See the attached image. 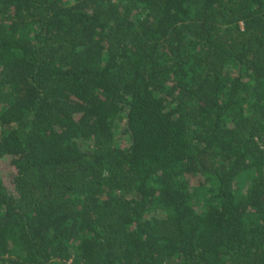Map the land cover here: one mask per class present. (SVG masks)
<instances>
[{
  "label": "trees",
  "instance_id": "1",
  "mask_svg": "<svg viewBox=\"0 0 264 264\" xmlns=\"http://www.w3.org/2000/svg\"><path fill=\"white\" fill-rule=\"evenodd\" d=\"M0 264H264V0H0Z\"/></svg>",
  "mask_w": 264,
  "mask_h": 264
},
{
  "label": "rangeland",
  "instance_id": "2",
  "mask_svg": "<svg viewBox=\"0 0 264 264\" xmlns=\"http://www.w3.org/2000/svg\"><path fill=\"white\" fill-rule=\"evenodd\" d=\"M119 136H120V138H122V135L119 134ZM89 145H90V142L88 140L81 141L82 148H87Z\"/></svg>",
  "mask_w": 264,
  "mask_h": 264
}]
</instances>
